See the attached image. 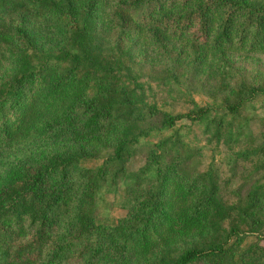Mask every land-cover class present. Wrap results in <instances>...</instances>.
Here are the masks:
<instances>
[{"label": "rangeland", "instance_id": "374dc122", "mask_svg": "<svg viewBox=\"0 0 264 264\" xmlns=\"http://www.w3.org/2000/svg\"><path fill=\"white\" fill-rule=\"evenodd\" d=\"M136 1L0 0V23L21 26L38 49L52 54L37 90L22 96L21 120L16 124L8 117L2 119L10 131L0 140V206L12 199L14 189H24L44 158L74 152L80 164L70 171L69 195L48 214L51 225L42 253L31 261L8 256L0 264H150L186 246L224 238V258L234 264H264L262 95L244 100L238 112L225 114L219 124L180 118L168 128L141 135L137 148L124 150L119 160L109 157L119 122L126 123L129 118L127 109L119 105L124 88L128 95L134 91L143 102H152L160 109L185 111L193 104H206L217 114L223 111L218 105L247 96L244 87L264 85V49L214 46L216 13L211 14L209 37L202 40L154 23L157 16L181 14L187 7H163L144 20L133 10ZM243 1L264 4V0ZM64 9L75 15L83 31V45L66 30L60 15ZM72 52L80 58L76 66L69 58ZM22 60L24 56L16 48H0V85ZM4 108L1 105L0 111ZM93 112L99 113L96 128L81 129V122ZM148 150H157L164 157L169 151L184 152L185 172L195 175L208 171L205 175L211 181L183 196L191 202L211 186L210 204L197 229L182 230L174 225V217L178 218L172 215L175 201L166 200V188L158 194L164 200L162 205L171 203L167 208L170 217L154 213L143 219V211L158 190L153 174L140 170ZM93 178L97 182L93 221L101 232L97 249L78 259L74 258L78 246L53 252L49 243L76 218L79 199ZM45 189L48 183L40 182L37 191ZM29 221L30 217L23 215L18 222H8L12 232L5 241L9 254L13 246L31 235ZM18 224L22 225L19 233ZM230 228L238 229L237 236L226 235ZM242 256L250 258L241 260Z\"/></svg>", "mask_w": 264, "mask_h": 264}, {"label": "trees", "instance_id": "16d2710c", "mask_svg": "<svg viewBox=\"0 0 264 264\" xmlns=\"http://www.w3.org/2000/svg\"><path fill=\"white\" fill-rule=\"evenodd\" d=\"M141 4L142 7H140ZM134 5L133 10L136 12L137 17L144 20L150 17L151 12L161 10L163 7L176 5L187 7L188 10L181 14L157 16L154 18V23L177 31V33H192L202 40L209 37L208 29L210 23H212L211 14L216 13L217 22L212 40L214 46L234 44L246 47L249 50L264 49V4H250L243 0H137ZM60 15L64 19L66 30L70 31L72 38L83 45V31L77 24L73 12L64 9L60 12ZM194 24L195 26L190 29ZM3 45L16 48L24 56V60L0 85V106L5 107L3 112L0 111V133H2L0 134V140L4 136L7 137L10 131V127L7 129L8 132L6 131L5 122L2 119L8 117L9 121H16V124L21 120L19 103L22 96L37 90L50 66V57H52V54L44 53L38 49L32 38L21 26L0 23V48ZM69 58L74 66L80 59L77 52L69 54ZM70 68L66 72H69ZM58 78L60 80L61 76L59 75ZM70 80L71 78L68 82ZM126 90L127 88H124L119 105L127 109L129 118L128 122H119L117 126L118 134L113 143V151L109 154L112 160H119L124 150L134 151L137 148L139 137L147 134L151 129L168 128L173 125L175 120L180 118L204 122L215 121L219 124L225 120V114L234 115L238 112L244 100L256 95H262L264 98V85L250 84L244 87L247 96H237L231 102L218 105L217 108L223 110L220 113L212 114L210 109L213 106L206 104H193L185 111L173 112L160 109L152 102H143L139 98L140 95L134 91H131V94L128 95ZM17 105L18 113L16 112ZM4 114L9 116H4ZM98 116L99 113L97 112L90 114L81 122V129L86 127L90 130L95 129ZM230 121L231 119L225 123ZM141 123H145V125ZM90 130L87 131L90 132ZM83 133H86V130ZM167 155L168 157H164L157 150H148L147 161L140 169L152 173L157 179L158 186V190L154 192L152 202L143 211V219L150 218L154 213L162 215L166 213L165 216L170 217L167 208L170 207L171 203L166 206L162 205L161 203L164 200L158 194L159 192L162 193L163 188H166L169 192L166 200L172 199V201H175V212L172 210V215L178 216V218L174 217V225L182 230L197 229L202 225V215L207 211L210 204L211 186L191 202H186L183 196L189 189L201 188L206 181H211V178L205 175L208 171L195 175L185 172L182 167L185 161L184 152L169 151ZM78 157L77 153L64 152L44 158L29 175L24 189H14L12 199L0 206V262L9 257L19 261H31L42 253L48 240L51 225V218L48 214L55 204L64 201L69 195L70 171L80 166ZM43 181L48 183V189L38 192L40 182ZM96 189L97 182L93 178L88 182L79 199V212L76 218L68 223L63 234L49 243V248L53 252L67 247L74 249L78 246L74 255V258L78 259L90 254L91 250L97 246V240H99L101 232L94 223L92 214ZM23 215L30 217L29 222L33 225V231L24 241L13 246L12 252L9 254L7 251L8 245L5 241L12 236V232L8 228L11 227L8 222L11 220L12 222H18ZM21 230L22 225L18 224V233ZM238 232V229L230 228L226 235L230 233L237 236ZM82 237H84V240ZM226 252L227 242L224 238L199 246H186L177 254L150 264H195L197 261H204L205 264H234L230 259L223 257ZM242 254L246 255L245 252H242ZM249 258L242 256L240 259Z\"/></svg>", "mask_w": 264, "mask_h": 264}]
</instances>
